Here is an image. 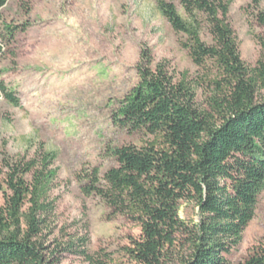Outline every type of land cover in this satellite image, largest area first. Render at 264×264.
Returning a JSON list of instances; mask_svg holds the SVG:
<instances>
[{
    "label": "trees",
    "instance_id": "obj_1",
    "mask_svg": "<svg viewBox=\"0 0 264 264\" xmlns=\"http://www.w3.org/2000/svg\"><path fill=\"white\" fill-rule=\"evenodd\" d=\"M9 0H0V10ZM232 0H168L157 6L173 29L186 36L192 61L208 71L205 105L187 73L176 80L149 48L136 65L139 80L113 110L116 124L152 139L141 147H114L117 165L84 187L100 196L113 215L141 229L125 255L131 264H230L264 192V45L254 66L241 57L228 16ZM264 18V15H263ZM17 28L0 29V56ZM208 34L211 42L204 35ZM5 100L20 99L0 81ZM57 154L40 147L32 158H0V264H61L45 234L55 210L51 191ZM183 202L199 208L184 219ZM63 249L87 255L85 244ZM245 264H264V251Z\"/></svg>",
    "mask_w": 264,
    "mask_h": 264
},
{
    "label": "rangeland",
    "instance_id": "obj_2",
    "mask_svg": "<svg viewBox=\"0 0 264 264\" xmlns=\"http://www.w3.org/2000/svg\"><path fill=\"white\" fill-rule=\"evenodd\" d=\"M173 2L183 13L180 0ZM264 0H232L228 20L242 59L257 64L264 45ZM17 28L0 56V81L13 90L20 106L0 92V158L35 156L40 147L57 154L58 171L51 198L55 210L45 234L59 249L61 264H131L125 247L141 229L124 215H113L105 201L84 187L95 169L117 165L114 147H141L152 139L118 126L113 110L139 77L141 50L149 48L154 65L167 64L176 80L184 73L205 105L208 71L197 66L157 6V0H9L0 10V29ZM204 38L211 42L208 34ZM4 203L0 191V205ZM194 202H183L180 215L198 220ZM81 239L87 255L63 249ZM264 251V192L230 264H245Z\"/></svg>",
    "mask_w": 264,
    "mask_h": 264
}]
</instances>
